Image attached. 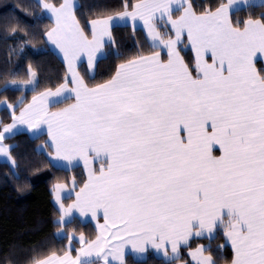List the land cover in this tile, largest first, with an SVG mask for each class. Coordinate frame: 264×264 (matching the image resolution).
I'll list each match as a JSON object with an SVG mask.
<instances>
[{
    "label": "snow or ice",
    "instance_id": "snow-or-ice-1",
    "mask_svg": "<svg viewBox=\"0 0 264 264\" xmlns=\"http://www.w3.org/2000/svg\"><path fill=\"white\" fill-rule=\"evenodd\" d=\"M245 7L264 0H121L87 16L79 0H36V18L51 20L40 36L66 71L42 90L31 61L26 79L5 75L0 92L21 95L0 99V157L16 175L19 145L7 141L39 139L46 126L34 151L56 167L82 162L86 178L53 185L66 250L33 248L9 264H128L149 248L167 264H218L221 232L229 264H264V12L239 16ZM128 26L143 29L147 51H121L114 31ZM3 30L5 40L26 33L21 49L37 39L7 19ZM109 55L119 62L97 80ZM77 213L96 222L94 238L69 229Z\"/></svg>",
    "mask_w": 264,
    "mask_h": 264
},
{
    "label": "trees",
    "instance_id": "trees-1",
    "mask_svg": "<svg viewBox=\"0 0 264 264\" xmlns=\"http://www.w3.org/2000/svg\"><path fill=\"white\" fill-rule=\"evenodd\" d=\"M79 2L82 4L80 14L87 16L90 11L105 5L118 7L121 0H79ZM130 2L134 3L135 0ZM195 2L198 5L201 3L207 5L210 0H195ZM25 8L31 9V12H26ZM249 12H264V7L242 8L238 15L246 17ZM37 15H39V9L36 8V0H0V87L3 86L5 75L13 72L26 79L29 61L37 68L41 90L62 81L66 71L65 66L40 36L45 26L51 24V20L47 17L37 19ZM6 19L27 28L28 32L36 35V41L26 44L21 49L20 44L26 36L24 32L19 33L18 37L5 40L3 37L6 33L3 25ZM114 34L121 51L126 54L135 53L140 46H143L145 51L149 48L141 29H137L133 34L131 27H120L115 29ZM137 39L140 45H137ZM12 48L15 51H10ZM184 54L188 58L193 57L190 48L185 49ZM118 62L115 55H109L107 59L101 60L96 79L106 78L109 70H113ZM79 67L82 73L87 72L84 63ZM23 94L29 100L33 95L27 90ZM5 95L15 100L21 95V91L9 89L7 93L0 92V99H3ZM60 106L63 104L54 105V107ZM3 116H6V113L1 110L0 117ZM45 139V135H41L39 139H31L28 134L20 132L7 141V143L19 145L14 155H17L20 160V166L15 170L17 174L14 175V170L8 164L0 162V264L16 261L18 257L30 254L33 248L44 253L51 250H66L67 238L56 236L60 226L55 221L59 213L53 205L51 189L58 179L71 175H76L78 179L86 177L80 166L71 169L56 168L48 163L45 154L35 152L36 146ZM36 168H39V171H36ZM18 186L26 187L24 191H19ZM69 201L65 202L69 203ZM68 227L76 228L77 235L79 231H84L92 238L96 234L91 223H82L77 218ZM199 243H208V241L197 239L192 242V246L195 247ZM218 245H224V247L217 253ZM212 246L218 264H229L233 253L222 232L212 241ZM182 252L184 259H189L187 249H182ZM127 260L128 264H167V261L157 258L151 251L147 252L146 258L142 261H136L131 256H127Z\"/></svg>",
    "mask_w": 264,
    "mask_h": 264
},
{
    "label": "crops",
    "instance_id": "crops-1",
    "mask_svg": "<svg viewBox=\"0 0 264 264\" xmlns=\"http://www.w3.org/2000/svg\"><path fill=\"white\" fill-rule=\"evenodd\" d=\"M245 8H246V7H245ZM129 27H131V26H129ZM138 29H141V30L143 31V29H142L141 27H138ZM143 33L145 34L144 31H143ZM47 44H48L49 48L51 49V51H52V52H53V53H54V54H55V55H56V56L62 61V63H63L64 66H65V69H66V64H65V62H64V60H63L62 55L59 54L58 49H55L54 46H51L49 43H47ZM190 50H191V49H190ZM191 52H192V51H191ZM192 55L194 56V53H193V52H192ZM84 64H85V66H86V68H87L86 60H85ZM1 110H3V109H0V111H1ZM42 127L45 128V131H44V134H43V135H45V136H46V139H47L46 126H42ZM21 132H24V133L28 134L29 137H30V133H29V132H27V131H21ZM45 155H46V154H45ZM46 157H47V156H46ZM47 158H48V157H47ZM0 162H3V163L8 164V165L12 168L10 162H7V161H6L4 158H2V157H0ZM79 166L82 167V169H83V171H84V173H85V177H86V172H85V170H84L83 163L81 162V163L79 164ZM54 167H56V166H54ZM56 168L65 169V168H63V167H56ZM12 169H13V168H12ZM69 169H71V168H69ZM65 191H67V190H65ZM51 194H52V202H53V205L56 207V209H58V203H57V201H56V199H55V195H54L53 187H52V189H51ZM62 195H63V193H62ZM72 198H74V196H73ZM70 202H71V201H69V203H70ZM76 218H77L79 221H81L82 223H91V224L93 225L95 231L97 232L96 222H95L94 220H92L90 217H80L79 214L77 213V214H76ZM56 220H57V219H56ZM55 222H56V221H55ZM101 222H102V221H101ZM56 236L59 237V238H61V237H62V234H61V235H58L57 232H56ZM225 241H226V238H225ZM67 243H68V242H67ZM226 243H227V245L231 248V244H230V242L226 241ZM66 245H67V244H66ZM73 245H74V247H79V244H78V242H76V241L73 242ZM231 250H232V248H231ZM148 251L153 252V254H154L157 258H160V259L166 261L165 258H164L163 255H162V253H157L156 250L151 249V248H149ZM148 251H147V252H148ZM147 252L144 253V254H142V255H140V256H136V255H128V256H131V257H132L134 260H136V261H142V260H144V259L146 258ZM232 253H233V250H232ZM73 255H75V252H73Z\"/></svg>",
    "mask_w": 264,
    "mask_h": 264
},
{
    "label": "rangeland",
    "instance_id": "rangeland-1",
    "mask_svg": "<svg viewBox=\"0 0 264 264\" xmlns=\"http://www.w3.org/2000/svg\"><path fill=\"white\" fill-rule=\"evenodd\" d=\"M26 91V90H25ZM189 258V257H188ZM190 259V258H189Z\"/></svg>",
    "mask_w": 264,
    "mask_h": 264
}]
</instances>
